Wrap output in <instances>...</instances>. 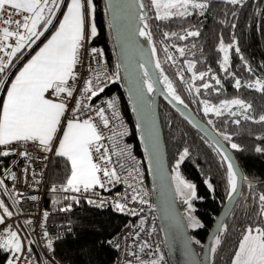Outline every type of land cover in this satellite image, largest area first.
<instances>
[{
    "label": "trees",
    "instance_id": "1",
    "mask_svg": "<svg viewBox=\"0 0 264 264\" xmlns=\"http://www.w3.org/2000/svg\"><path fill=\"white\" fill-rule=\"evenodd\" d=\"M205 2L208 4L206 9L189 8L190 15L173 16L167 20L157 19L151 0H145V5L149 12L148 31L160 64L159 70H163L162 78L167 76L184 104L209 124L235 153L245 178L257 183L255 186H244L236 207L219 234L221 244L214 245L213 264H233L246 229L264 223V218L259 215L258 199L264 194V122H258L259 117L264 115V91L248 87L249 84L255 85L258 80L264 82V0H242L239 4H231L228 0H201L199 3ZM93 4L97 28L93 44L103 48L114 78V83L105 92L114 91L121 96L137 145L135 155L146 171L150 184L133 117L122 89L105 2L93 0ZM55 25L45 32L46 26L42 24L44 35L23 60L24 52L16 56L12 64L17 65L14 73L48 39ZM189 31H199L200 35L187 36ZM165 33L169 34L168 37H165ZM180 36L186 38L180 39ZM222 43L225 46L232 45L227 70L223 66L224 53L220 51ZM179 48L185 49L183 56ZM236 48H239V52ZM188 62L195 64L193 71L197 75L206 73L203 80L192 79ZM216 79L220 80V84H216ZM236 80L241 82L239 89L235 87ZM205 83L211 87L204 89L202 85ZM189 85H192L191 91ZM196 88H200L198 94ZM231 99H241L251 108L244 111L239 106H231L236 116H232L227 109H222L220 116L211 112L205 114L202 101L219 107L223 101ZM245 115L252 119H244ZM160 118L172 172L177 171L184 180L195 185L197 199L194 201V212L201 227L191 231V235L194 245L201 252L230 193L226 162H222L220 152L211 142L163 101L160 103ZM235 120H240V123H234ZM225 135L230 136L231 140H225ZM232 143L238 144L239 150L232 149ZM257 148L261 151H256ZM185 149L188 150V156L181 160ZM70 172L68 161L56 157L50 175L51 184L65 185ZM208 182L213 186L211 189L208 188ZM11 195L4 184L0 185V199H3L9 210L12 207ZM89 200L78 197L72 190L51 192L46 198L44 211L47 213L53 255L62 264H114L116 251L111 247V242L133 220L121 211L101 208L96 201L91 200L93 203H89ZM181 208L183 210V206ZM159 237L162 238L161 232ZM10 255L0 250V264H7Z\"/></svg>",
    "mask_w": 264,
    "mask_h": 264
},
{
    "label": "snow or ice",
    "instance_id": "2",
    "mask_svg": "<svg viewBox=\"0 0 264 264\" xmlns=\"http://www.w3.org/2000/svg\"><path fill=\"white\" fill-rule=\"evenodd\" d=\"M59 2L60 0H0V25L3 26L0 27V52L11 49L6 54L8 57H15L25 45L35 42L33 38L39 39L43 35V31L38 30L39 26L41 24L45 26L52 24L54 11L58 9ZM151 2L156 9L157 19L159 20H167L173 16L184 17L190 15L189 8L203 10L208 7L206 2L199 3L197 0H151ZM228 2L239 4L242 0H228ZM86 3L89 10V20L91 21L95 11L94 5L92 0H86ZM140 7L143 8L144 5L141 3ZM17 16L21 18H15ZM138 18L144 21L143 28L138 29V35L151 39L150 33L146 30L148 28L146 17L140 15ZM84 28L85 2L83 0H71L55 35L23 68V71L15 78V82L11 84V88L7 92V100L3 105L2 116H0V145H9L13 142L38 141L46 151L51 150V142L67 106L62 101L54 102L52 99L46 98L45 94L51 90L57 97L62 94H66L67 97L73 96L74 89L69 81L76 79L74 70L79 63L80 49L83 47ZM44 30L46 31L47 28L45 27ZM90 35H96L94 22H90ZM168 35V33H165V37H168ZM172 35L176 34L173 33ZM186 35L199 36L200 33L199 31H189ZM11 38H15L14 45L8 43ZM185 38L186 36H180V39ZM231 47L232 45L225 46L223 43L220 45V51L224 53L223 66L225 70L229 65V49ZM152 51L155 52V48ZM178 51L181 56L185 53L184 48H179ZM236 51L239 52V48H236ZM92 52L95 53L96 50L92 49ZM169 59H172V57L169 56ZM8 63H11V60ZM5 67L3 58H0V73L5 71ZM140 67H143V65L141 64ZM156 67L160 68L158 61ZM194 68L195 64L188 62V70L192 72V79L203 80L206 73L201 72L197 75L193 71ZM161 74L163 75L162 69ZM144 75H148L147 69H145ZM163 79L171 99L181 105L184 104L167 76H164ZM181 79H183V76H181ZM215 82L220 84L219 79H216ZM202 87L208 89L211 85L205 83ZM235 87L237 89L241 87L239 80H236ZM248 87H257L258 90L264 91V82L258 80L255 85L249 84ZM103 90V87L94 90L92 80L87 81V87L84 89L85 93H90L92 97L97 96ZM191 90L192 85H189V91ZM147 91H154L151 79L147 82ZM195 91L198 94L200 88H196ZM202 103L204 104L205 114L211 112L215 113L216 116L222 115V109H227L232 116H236L237 113L231 111L233 105L239 106L244 111L251 108L250 104L241 99L223 101L219 107L210 105L208 101H202ZM108 106L115 109L113 101H109ZM76 107L79 110V104ZM96 115L102 121L103 126L108 127L110 122L105 115V109L99 108L96 110ZM244 119L248 120L252 117L245 115ZM233 122L239 124L240 120ZM258 122H264V115L259 117ZM224 139L231 140V137L225 135ZM102 140H104V137L91 118L68 122L67 131L64 132L63 139L59 142V148L56 152V155L66 157L71 165V175L63 190L80 192L83 189L88 191L97 185L104 188L105 184L101 180V172L103 177L108 178L109 183L113 180L116 182L121 180L116 168L107 166L112 164V157L108 154L107 149H104V152L101 153V148L104 147L100 143ZM239 147L236 143L231 144L232 149L239 150ZM217 151L221 154L222 162H226L227 183L230 190L229 199H231V194L237 192L240 177L232 159L219 147H217ZM256 151L259 152L261 149L257 148ZM93 152L100 154L98 158L103 163V167L101 163L94 162ZM2 155L7 156L9 153L3 152ZM116 155L123 156V150L117 152ZM186 156H188L187 149L184 150L180 159L183 160ZM121 167H123V164H121ZM13 179H15L14 176ZM177 180V191L182 197H185V203L188 205L189 213H191L193 211L192 200L196 198L195 185L184 181L179 175ZM3 183V180H0V185H3ZM212 187V184L208 182V188L211 189ZM53 190L55 191V189ZM138 196L139 193L134 195L132 199L135 201ZM258 199L259 215L264 218V194H261ZM89 203H93V201L89 200ZM139 203L145 204L147 201L140 198ZM0 207H3V211L8 217L13 215L7 207L3 206L2 201H0ZM115 207L122 212L126 210V205L121 203H116ZM45 216H47V213H45ZM190 218L193 219V227L200 226L198 221H195L192 217ZM4 222L5 217L0 216V224H4ZM215 244L217 246L221 244L219 236L215 238ZM49 247H51V242H49ZM144 247H148V245L141 246L140 250L143 251ZM0 250L12 254L13 258L9 259L7 264H18L24 252V245L18 233L8 231L6 237H0ZM212 251L214 252L215 248ZM162 260L163 257L161 256L159 260L142 261L141 264H160ZM233 264H264V227L250 226L246 229V234L243 236L234 255Z\"/></svg>",
    "mask_w": 264,
    "mask_h": 264
},
{
    "label": "built area",
    "instance_id": "3",
    "mask_svg": "<svg viewBox=\"0 0 264 264\" xmlns=\"http://www.w3.org/2000/svg\"><path fill=\"white\" fill-rule=\"evenodd\" d=\"M83 1L86 12V33L82 42L83 47L80 49L79 63L74 70L76 79L69 81L74 89L73 96L67 97L66 94H62L57 97L51 90L46 93L48 99L62 101L67 106L55 142L50 146L51 150L46 151L44 146L37 141L0 145V180H3L8 192L12 194V207L9 211L13 213L11 217L3 214L5 222L0 226V237H6L8 231L19 233L24 245V252L18 264L53 263L55 258L52 243L49 247L51 238L44 205L48 194L51 192L60 193L64 186L50 183L53 166L50 162L56 158V148L68 122L91 118L104 137V140L100 142L104 146L101 148V153L107 149L108 154L112 157V164L107 166L109 168L114 166L121 180L119 182L113 180L109 183L108 178L103 177L101 172L104 188L97 185L88 191L82 189L80 192H75L76 195L80 198H95L101 208L118 210L115 207L116 203L126 205V210L121 212L133 220L111 242V247L116 251L114 264H141L142 261L159 260L161 256L163 260L160 264H170L169 258L161 254L162 247L156 241L161 231L154 210L153 191L147 180V173L135 155L133 143L130 141L133 135L121 96L118 92H105L106 88L114 83V78L106 62L103 48L93 44L90 35L89 10L86 0ZM57 12V10L54 11L52 24L56 22ZM15 18L20 19L21 17ZM0 27L3 26L0 25ZM8 43L14 45L15 38H11ZM92 49H95L96 52L93 53ZM9 51L11 49L0 52V58H3L6 65L5 71L0 73V105L7 84L14 72V66L11 65L12 63H8L9 60L12 62V57H8L6 54ZM88 80H92L94 90L103 87V92H99L95 97H92L90 93H85L84 89L87 87ZM109 101L115 103V109L109 108ZM77 104H79V110H77ZM99 108L105 109V115L109 119L110 123L106 128L96 115V110ZM121 150L124 155H116ZM3 152H8L9 155H2ZM99 155V153L93 152V160L96 163H101L103 167V163L98 158ZM4 163H8L7 166L1 167ZM137 193L139 196L134 201L132 197ZM140 198H143L147 203L140 204ZM145 244L148 247H144V250L141 251V246ZM12 258L11 254L9 259Z\"/></svg>",
    "mask_w": 264,
    "mask_h": 264
},
{
    "label": "water",
    "instance_id": "4",
    "mask_svg": "<svg viewBox=\"0 0 264 264\" xmlns=\"http://www.w3.org/2000/svg\"><path fill=\"white\" fill-rule=\"evenodd\" d=\"M118 68L122 78V89L142 148L152 186L156 215L171 264H212L215 238L231 216L244 186L257 183L247 180L235 153L227 146L215 130L203 121L189 106L173 101L156 67L157 59L152 51V40L138 35L149 12L145 0H104ZM144 7L141 8L140 4ZM148 31V28L146 29ZM149 32V31H148ZM143 67H140V65ZM145 69L148 75L145 76ZM151 79L154 91H147ZM192 98L193 95L191 94ZM194 101V99H192ZM163 101L185 122L204 136L216 148L219 147L234 163L239 174L236 193L229 196L216 218L201 252L193 243L185 213L175 189L172 170L160 118V103ZM230 195V193H229Z\"/></svg>",
    "mask_w": 264,
    "mask_h": 264
},
{
    "label": "crops",
    "instance_id": "5",
    "mask_svg": "<svg viewBox=\"0 0 264 264\" xmlns=\"http://www.w3.org/2000/svg\"><path fill=\"white\" fill-rule=\"evenodd\" d=\"M70 2H71V0H60V2H59V6H58V9H57V13H58V15H57V17H56V22L54 23V24H52V26H54L55 24V30L51 33V35L48 37V39L43 43V44H41L39 47H37L36 49H35V51H34V53L32 54V56L31 57H29L24 63H22V65H20V67H19V69H17L16 71H15V73H14V75L12 76V78H11V80L9 81V83L7 84V87H6V89H5V92H4V96H3V99H2V101H1V105H0V116H2V113H3V105H4V103L6 102V100H7V92L10 90V88H11V84L12 83H14L15 82V78L19 75V73L21 72V71H23V68L33 59V57H35L36 56V54L48 43V41L52 38V36L53 35H55V32L58 30V27H59V23H61L62 21H63V15H65L66 14V11H67V5L68 4H70ZM84 2V1H83ZM92 4H93V0H92ZM94 5V4H93ZM85 15H86V12H85ZM90 22H94L95 23V18L94 19H91V21ZM96 26V25H95ZM49 27H51V25H47L46 26V28H47V30L49 29ZM39 31H42L43 30V27H42V24L39 26V29H38ZM46 30V31H47ZM45 31V32H46ZM45 32H43V35H44V33ZM85 33H86V22H85V28H84V35H85ZM42 35V36H43ZM96 35H97V28H96ZM96 35L95 36H91L92 37V39H94L95 37H96ZM42 36H40L39 37V39H35V38H33L34 40H35V42L34 43H30V44H27V45H25V47L21 50V52H19V53H22V52H24V55H23V58L21 59V60H23L26 56H27V54L29 53V52H31L35 47H36V45L40 42V40H41V37ZM25 52H27V53H25ZM19 53H17V55L19 54ZM16 55V56H17ZM16 56L15 57H12V62H14V60H15V58H16ZM17 67V66H16ZM45 96H46V94H45ZM47 98V97H46ZM54 102H60V101H54ZM64 116V115H63ZM62 119H63V117L61 118V122H62ZM61 122H60V124H59V126H58V130H57V132H56V134H55V136H54V138H53V141L51 142V145L50 146H52L53 145V143L55 142V138H56V135H57V133H58V131H59V129H60V125H61ZM65 131H67V126L65 127V129H64V131H63V134H64V132ZM63 134H62V138H61V140L60 141H62V139H63ZM58 148H59V143H58V146H57V148H56V152L58 151ZM56 157H58V158H64V159H66L67 160V158L66 157H61V156H58V155H56ZM68 161V160H67ZM68 163H69V165H70V162L68 161ZM70 169H71V165H70ZM70 175H71V172H70ZM70 175H69V177H68V179L70 178ZM67 179V180H68ZM66 185H67V181H66V183H65V185H64V187H66ZM1 225V224H0Z\"/></svg>",
    "mask_w": 264,
    "mask_h": 264
},
{
    "label": "rangeland",
    "instance_id": "6",
    "mask_svg": "<svg viewBox=\"0 0 264 264\" xmlns=\"http://www.w3.org/2000/svg\"><path fill=\"white\" fill-rule=\"evenodd\" d=\"M197 2H201V0H197ZM94 18H95V11H94V14L92 15V19H94ZM85 22H86V21H85ZM89 26H90V20H89ZM163 82H164V84L166 85L164 79H163ZM138 141H139V140H138ZM172 175H173V181H174L175 189H176V192H177L178 200H179V202L181 203V206H183V211H184V213H185V217H186V220H187V224H188L189 230H190V232L193 231V230H197L198 228L201 227V223L199 222V220H198V218H197V216H196V214H195V212H194V210H195L194 201H196V199H197V195H196V198L192 200V208H193V211H192L191 213H189L188 205L185 203V197H182V196L180 195V193L177 191V184H178L177 176L179 175V177H181V175H180L177 171H173V172H172ZM181 178L184 180L183 177H181ZM184 181H186V180H184ZM186 182H187V181H186ZM150 185H151V182H150ZM151 188H152V187H151ZM195 190H196V189H195ZM0 201L3 202V206H4V207H7V206L5 205L3 199H0ZM45 202H46V201H45ZM8 210H9V209H8ZM3 214H6V213L3 211V207H0V216H3ZM190 217L194 218L195 221H198L200 226H199V227H193V226H192V224H193V219H191ZM0 226H2V224H1ZM125 227H126V226H125ZM259 227H264V226H259ZM123 229H124V228H123ZM122 231H123V230H122ZM122 231H121V232H122ZM15 232H17V231H15ZM121 232H120V233H121ZM17 233H18V232H17ZM120 233H119V234H120ZM119 234H118V235H119ZM18 235H19V233H18ZM19 236H20V235H19ZM20 238H21V236H20ZM21 241H22V240H21ZM203 246H204V244H203ZM214 247H215V246H214Z\"/></svg>",
    "mask_w": 264,
    "mask_h": 264
},
{
    "label": "bare ground",
    "instance_id": "7",
    "mask_svg": "<svg viewBox=\"0 0 264 264\" xmlns=\"http://www.w3.org/2000/svg\"><path fill=\"white\" fill-rule=\"evenodd\" d=\"M130 141H132V143H133V147H134V149H136V148H137L136 141H135L133 138H131ZM50 163H51V165H53V160H51ZM7 164H8V163H4L3 166H1V167H6ZM239 165H240V164H239ZM244 176H245V175H244ZM247 180H248V179H247ZM50 183H51V182H50ZM52 185H53V184H52ZM151 187H152V186H151ZM243 188H244V187H243ZM242 190H243V189H242ZM62 192H63V191H62ZM62 192H60V193H62ZM89 199H91V200L97 202V200H96L95 198H89ZM97 203H98V202H97ZM236 205H237V204H236ZM235 207H236V206H235ZM154 210H155V212H156L155 202H154ZM156 241H157L158 245L162 247L161 254H162L163 256H166V257L169 258V255H168V252H167L166 246H165V244H164L163 238L157 237V240H156ZM53 256H54V255H53ZM54 258H55V257H54ZM52 264H62V263H60L57 259H55V260L53 261ZM212 264H213V262H212Z\"/></svg>",
    "mask_w": 264,
    "mask_h": 264
},
{
    "label": "flooded vegetation",
    "instance_id": "8",
    "mask_svg": "<svg viewBox=\"0 0 264 264\" xmlns=\"http://www.w3.org/2000/svg\"><path fill=\"white\" fill-rule=\"evenodd\" d=\"M260 226H264V223H263V224H261Z\"/></svg>",
    "mask_w": 264,
    "mask_h": 264
}]
</instances>
